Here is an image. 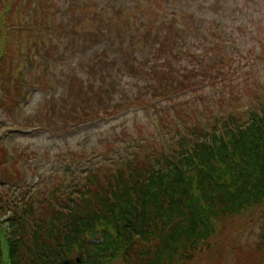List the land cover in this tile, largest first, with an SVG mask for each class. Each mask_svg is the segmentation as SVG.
<instances>
[{"label": "rangeland", "instance_id": "1", "mask_svg": "<svg viewBox=\"0 0 264 264\" xmlns=\"http://www.w3.org/2000/svg\"><path fill=\"white\" fill-rule=\"evenodd\" d=\"M156 1L0 0V264H18L14 252L15 228L10 220L15 216V201H20L19 210L28 198L33 197V202H37L51 190H58L62 195L69 192L70 178L81 179L86 173L72 167L77 165L80 171L88 166L109 164L117 150L123 151L129 142L134 143L139 137H147L144 141L149 145L141 149L150 152H154L152 147L165 149L171 144L170 128L164 124V129L159 131L160 116L153 110L129 109L118 119L102 122L99 118L103 116L95 115L91 122L76 127L63 123V118H59L64 114L61 111L55 112L56 118H52L53 113L49 111L53 105L58 108L63 91L65 104L78 106V99L82 100L87 90L86 78L79 71L81 63L87 64L89 58L98 57V46L110 52L108 40L119 41L114 34L128 32L134 17L139 21L147 15L155 18ZM194 2L199 16L195 26L212 28L224 23L230 27V42L218 45L219 34L210 42L212 44L206 45V41L200 39L197 46L201 47L203 55L199 60L202 59L206 69L195 70L193 66L194 71L186 73L179 65L178 71L183 77L196 73L199 79L203 76V87L196 88L200 90L197 95L176 99V103L179 107L180 104L190 107L196 100L202 109L211 101L215 111L209 115L222 113L218 112L222 107L223 115L239 113L243 114V120L248 118L245 111L250 108L261 115L264 108V0L183 1L185 4ZM140 3L144 5L138 7ZM229 4L239 9H226ZM126 14L127 21L123 22L120 17ZM45 25H50L49 29H45ZM54 25L61 29H56V35L51 29ZM160 63L162 74L168 77L167 69ZM102 64L105 69L111 65L105 60ZM151 98V92L143 93L141 103H150ZM48 118L60 122L51 123L50 128L43 127L41 120ZM259 151L256 143L245 148L232 146L225 152L216 149L221 158L215 165L225 187L229 212L224 216L216 211L209 195L200 187L198 194L190 195L192 207L199 210L198 226L194 233L190 229V233L193 238L206 237L198 244L194 258L185 264H264V251L258 248L260 227L264 222V193L261 192L264 154ZM195 177L192 175L189 179L197 185ZM253 197L257 200L251 205ZM209 222L214 223L211 232H207ZM100 239L97 237L94 242L99 247L106 246L108 242L102 243ZM122 250L121 246L119 252ZM105 264L123 262L118 255Z\"/></svg>", "mask_w": 264, "mask_h": 264}, {"label": "trees", "instance_id": "2", "mask_svg": "<svg viewBox=\"0 0 264 264\" xmlns=\"http://www.w3.org/2000/svg\"><path fill=\"white\" fill-rule=\"evenodd\" d=\"M183 1L157 0L153 5L155 18L147 15L139 21L134 17L128 32L114 34L119 41L108 40L110 52L98 46V57L89 58L79 68L87 84L84 100L78 99L77 107L65 104L63 91L58 108L53 105L49 109L52 118H56L57 110L64 113L59 118L72 127L91 122L95 115H102V122L118 119L129 109L153 110L160 116L159 131L164 124L170 128L171 144L165 149L152 147L154 152H150L141 149L149 145L144 141L147 137H139L123 151L117 150L109 164L80 171L79 166L72 167L86 173L81 179L70 178L69 192L62 195L51 190L37 202L28 198L19 210L20 201H15V216L10 220L15 228L18 264H64L66 260L69 264H105L118 255L123 264H185L194 258L198 244L206 237L193 238L190 233L198 226L199 211L192 207L190 195L198 194L200 187L216 211L224 216L229 212L225 187L215 165L221 158L216 149L225 152L232 146L245 148L256 143L259 154H264V108L261 115L253 108L247 109L248 118L243 120V114L223 115L222 107L218 109L222 113L209 115L215 111L211 101L202 109L196 100L190 107L178 106L176 99L197 95L200 90L196 88L203 87L201 82L205 80L203 76L199 79L197 73L183 77L179 65L186 73L193 68L205 70L199 60L203 55L197 46L200 39L206 45L212 44L219 34L216 43L222 46L230 42L231 34L224 23L212 28L195 26L199 21L198 8L195 2ZM238 9L229 5V10ZM127 16L120 18L126 22ZM51 29L55 33L60 28L54 25ZM64 36L67 38L66 33ZM103 60L111 64L107 71L102 68ZM160 62L168 77L162 74ZM158 72L161 75H156ZM126 76L128 81L124 80ZM150 92V103L142 104L143 93ZM53 122L60 121L41 120L42 126L48 128ZM192 175L198 178L197 185L190 181ZM261 188L264 193V182ZM242 189L246 190L244 186ZM250 200V204L254 203L257 197ZM209 223L207 232L214 229V223ZM260 229L258 248L264 251V222ZM97 237L107 245L99 247L94 242ZM121 246L123 250L119 252Z\"/></svg>", "mask_w": 264, "mask_h": 264}, {"label": "water", "instance_id": "3", "mask_svg": "<svg viewBox=\"0 0 264 264\" xmlns=\"http://www.w3.org/2000/svg\"><path fill=\"white\" fill-rule=\"evenodd\" d=\"M64 264H68V261H65V263Z\"/></svg>", "mask_w": 264, "mask_h": 264}]
</instances>
